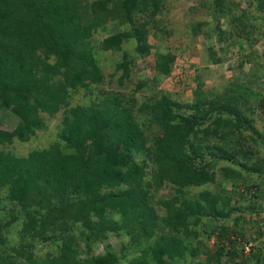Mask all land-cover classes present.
Masks as SVG:
<instances>
[{
	"label": "trees",
	"instance_id": "16d2710c",
	"mask_svg": "<svg viewBox=\"0 0 264 264\" xmlns=\"http://www.w3.org/2000/svg\"><path fill=\"white\" fill-rule=\"evenodd\" d=\"M165 7L166 0H0V109L10 111L18 119L12 131L0 129V145L28 142L40 130L44 119L59 120L58 140L48 149L31 150L25 158L0 151V189L5 190L2 197L5 209L9 206L12 212L24 211V228L32 232L24 243L9 245L4 229L12 226L13 217L8 218L6 212L0 211V264H18L19 260L25 264H163L164 258L185 257L189 258V264H264V247L260 245L251 246L246 256L240 258L244 245L241 243L242 250L236 247L239 242L228 238L229 228L225 225L216 229L220 233L211 255L193 229L203 207L198 202L180 199L187 187L216 182L215 173L196 166L206 155L217 160L232 157L238 167L262 177L264 165L249 163L251 158L241 162L242 158L253 156V151L242 149L245 146L237 139L241 138L242 128L253 129L248 126L251 116L241 110L246 105L253 114L249 99L257 95L252 83L258 78V70L252 68L248 78L252 82L235 79L216 97L184 105L188 112L177 108V114L174 113L177 103L164 95L141 102L138 111L163 131L152 139L151 148L146 147L141 128L120 100L111 98L112 105L106 101L71 105V93L81 90L88 94L92 87L103 83V73L93 52L96 28L112 21L133 26L130 31L106 36L96 45L102 52L120 53L124 58L116 63L122 72L119 80L122 84L130 79L135 64V59L123 49L124 41L134 39L137 53L149 54L146 44L149 26L164 33L155 17ZM209 9L213 23L207 26L212 29L203 34L204 24L193 23L190 27L194 36L203 34L209 39L211 32L219 29V20L232 12L227 0H212ZM137 15L144 18L136 19ZM243 19L244 14L231 16L229 22L234 34L250 40L252 33L260 30L251 21L243 24ZM255 21L264 22V15ZM211 58L212 64L222 63L216 53ZM174 59L155 55L159 76L171 74ZM136 84V91L129 97L135 105L133 94L144 86V81ZM203 86V82L196 83L195 99L201 98ZM259 105L264 108L263 99H259ZM221 122L227 132L214 130L206 140L195 137L205 123L208 124L204 130H208L212 124L218 126ZM235 131L238 135L233 134ZM219 140L231 144L230 147ZM186 145L189 152H185ZM135 154L152 160L154 186L160 189L169 184L174 188L175 194L170 199L156 200L163 215L156 211L153 196L143 187L146 168L135 162ZM220 172L230 183L243 178L241 171L229 167H222ZM218 185L217 193L201 194L209 212L217 220L241 212L232 205L230 193L221 188V183ZM240 218L243 219L240 215L235 217V222ZM190 219L194 222L190 223ZM159 222L171 231L170 235L155 234ZM70 223L83 227L81 232L88 248L112 233L128 236L132 242L155 239L129 258L128 250L121 245V255L108 250L81 262L73 246ZM216 230L206 236L207 240ZM226 238L231 245L221 244V239ZM59 239L61 246L54 255L40 256L35 249L37 243ZM189 239L196 245H188ZM200 256L205 260H199Z\"/></svg>",
	"mask_w": 264,
	"mask_h": 264
},
{
	"label": "rangeland",
	"instance_id": "374dc122",
	"mask_svg": "<svg viewBox=\"0 0 264 264\" xmlns=\"http://www.w3.org/2000/svg\"><path fill=\"white\" fill-rule=\"evenodd\" d=\"M232 7L230 15H225L219 20L220 26L217 31L211 32L209 39L203 37L204 32L212 29L207 26V23H213L211 10L209 5L212 0H166V7L162 13L157 14L155 19L158 21V27L164 33L149 26L147 34V46H149V54H138L136 51V41L129 39L124 41L123 49L126 50L128 56L135 59L134 67L130 73V79L124 80L122 84L119 83L122 75L121 70L116 68V63L119 58L124 59L120 53L102 52L97 49L98 43L101 39L108 35L115 33L130 31L133 28L129 24H119L112 21L96 28L92 43L94 45L93 52L97 59L103 73V83L92 87L91 93L78 91L71 93V105L87 106L90 102L103 103L108 105L114 104V99L109 104L111 98L120 100L123 107L129 108L137 125L141 128L146 141V147L151 148L152 139L156 136H161L162 128L153 123L148 116L138 111V105L143 101H154L161 96H166L169 100L177 103L173 107L174 113L177 114L185 111L184 105H190L193 102H204L207 99H212L223 92V89L233 80L239 79L242 82L251 81L250 72L255 68L258 78L255 83H252V89L257 95H252L249 99L253 114L251 110L243 105V112L247 117H250L251 122L248 126L253 129L242 128L238 137L239 142L245 147L242 149H251L253 156L241 157V162L247 161L251 158L249 163L256 165H264V108L261 109L259 99L264 100V22H257L255 19L264 15V0H227ZM260 5L261 8H260ZM244 14L243 24H248L251 21L255 24L258 31L252 33L250 40L244 36H237L234 34L230 24L231 16H240ZM137 19H143V16H135ZM202 23L203 34L194 36L191 32V24ZM238 23V22H237ZM147 30V31H148ZM248 28H244V31ZM237 37H236V36ZM212 53H216V57L222 59L220 64H212ZM162 54L165 57H175L171 64V74L167 76H159L155 67V55ZM128 57V59H130ZM126 58V57H125ZM52 57L50 58V60ZM120 61V60H119ZM144 81V86L133 94L136 98V103L132 104L129 101L130 95L136 90L137 82ZM197 82H203L202 96L200 99H195L193 91L196 88ZM252 82V81H251ZM73 94V95H72ZM147 99V100H146ZM182 109H180V107ZM178 108V109H177ZM230 118L232 116L228 115ZM215 117V116H214ZM223 119L227 118L224 114ZM18 123V119L14 117L10 111L0 109V129L12 131ZM58 118L47 117L37 134L32 136L28 142L20 143L14 141L11 145H0V151H9L18 158H25L27 154L34 149L42 150L48 149L52 143L58 140ZM208 123H205L196 133L195 137L200 140L209 139V135L214 130L227 132L225 124L214 125L204 130ZM206 126V127H205ZM217 130V131H218ZM230 130H229V132ZM234 135H238L235 131ZM224 138V135H222ZM230 139H227V141ZM232 140V139H231ZM220 144L225 147H230L231 144H226L223 140H219ZM185 152H189L187 145ZM135 162L139 165H144L146 168V177L144 179L143 187L149 191V195L153 196L154 207L157 209L159 215H163V209H158L156 200L160 198L170 199L174 195V188L169 184L158 189L151 181V169L153 168L152 160L148 156L135 154ZM196 166L203 168L207 172L215 173L216 182L208 183L201 186H190L184 189V196L181 200L198 202L203 211L199 216L197 226L194 230L201 241L206 245L208 251L212 255L217 237L220 231L216 230L219 225H225L229 228L228 238L232 241L239 242L236 247L242 250L241 243H243V250L239 257L246 256L251 246L260 245L264 247V169L263 175L260 178L258 175H253L238 167L236 161L231 157L224 160H217L210 155H206L202 160L196 162ZM250 167V164L247 165ZM222 167H229L233 171H241L243 178L241 180H233L228 182L220 172ZM218 183H221V188L230 193L232 197V205L240 208L241 212L232 213L227 219L217 220L209 211L208 203L201 198L203 192L210 194L217 193L220 189ZM157 188V189H156ZM5 190L0 189V211L6 212L8 218L11 215V227L4 229L9 238V245H17L29 239L32 234L31 230H25V213L21 209L13 211L5 209ZM3 202V204H2ZM207 203V204H206ZM13 208V207H12ZM253 209V210H252ZM15 215V216H13ZM243 217L236 223L234 218L237 216ZM161 218V217H160ZM193 223V219L189 220ZM70 232L73 234L74 244L78 258L81 262L90 261L93 256L102 255L108 250H114L121 255L120 248L124 245L128 250L127 258L136 254L140 250L153 243L152 237L150 240L141 239L140 241L132 242L128 236L122 235L118 237L115 233L109 234L103 240H99L88 248L84 236L81 231L83 227L80 224L70 223ZM213 230H216L214 235L207 240L206 236ZM84 232V231H83ZM22 233V235L20 234ZM34 233V232H33ZM236 233L238 234L236 236ZM156 235H170L171 231L159 222L155 228ZM194 237V236H191ZM38 239V238H37ZM236 239V240H235ZM37 241V240H36ZM39 241V240H38ZM193 239L187 240L188 245H196ZM231 245L229 240L221 239V244ZM35 244V243H34ZM61 240H50L47 243H37L35 245L36 251L40 256H46L47 253L52 255L59 251ZM240 247V248H239ZM47 257V256H46ZM242 257V258H243ZM199 260L204 261L205 257L200 256ZM188 257L178 260H169L164 258L163 264H189ZM18 264H25V262L18 261ZM86 264V263H83Z\"/></svg>",
	"mask_w": 264,
	"mask_h": 264
}]
</instances>
